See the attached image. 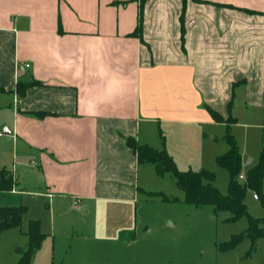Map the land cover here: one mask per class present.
Masks as SVG:
<instances>
[{
    "label": "crops",
    "instance_id": "obj_1",
    "mask_svg": "<svg viewBox=\"0 0 264 264\" xmlns=\"http://www.w3.org/2000/svg\"><path fill=\"white\" fill-rule=\"evenodd\" d=\"M0 88L7 191L37 188L53 233L129 245L158 175L136 144H202L227 129L211 108L235 118L242 163H257L264 0H146L142 20L140 0H0Z\"/></svg>",
    "mask_w": 264,
    "mask_h": 264
},
{
    "label": "rangeland",
    "instance_id": "obj_2",
    "mask_svg": "<svg viewBox=\"0 0 264 264\" xmlns=\"http://www.w3.org/2000/svg\"><path fill=\"white\" fill-rule=\"evenodd\" d=\"M226 130L219 126L212 129L213 132L207 131L202 144L183 151L174 149V154L169 152L180 170H212L215 173L214 183L224 194L228 191L229 172L217 163V155L229 147L224 136ZM148 163L155 168L154 163ZM247 170L248 163H242L241 173L244 176L239 178L242 182ZM154 176L147 180L151 187L147 188V193H163L171 199L155 196L141 201L136 214V241L129 245L116 243V249L95 239L93 231L82 232L75 228L67 236L60 231L53 233L50 210L46 206L48 200L34 194L37 188L28 186L26 189L32 192L22 194L1 190L0 206L24 203L27 211L20 225L1 231L0 264L20 262L30 248L29 221L39 218L42 232L46 235L31 264H264V236H260L254 246L250 237L245 236L231 249L222 250L219 247L221 242L248 226L247 216L235 221L226 220L230 212H216L213 204L197 206L186 202L181 197L184 191L177 185L172 173ZM252 195L253 190L248 189L245 202L249 214L264 217V206ZM126 235L129 233L126 232Z\"/></svg>",
    "mask_w": 264,
    "mask_h": 264
},
{
    "label": "trees",
    "instance_id": "obj_3",
    "mask_svg": "<svg viewBox=\"0 0 264 264\" xmlns=\"http://www.w3.org/2000/svg\"><path fill=\"white\" fill-rule=\"evenodd\" d=\"M146 0H140V20H142ZM26 84L18 85L20 95H23ZM1 90V88H0ZM211 114L216 121H226L227 130L225 139L229 148L222 154L217 155V163L226 168L229 172V182L227 193H222L215 185V173L207 168L199 170H180L172 155L166 148L158 149L147 143L136 144L135 149L139 162H152L159 175L172 173L177 185L184 191V200L188 203L202 206L213 204L215 211H228L229 217L226 220L235 221L243 216L248 217V226L240 233L233 234L230 239L220 243L222 250H228L236 246L245 236L250 237L252 245H256L257 239L264 236V217H254L248 212L245 197L248 189L258 194L261 204L264 206V143L262 145L258 161L247 170L245 181L239 178L244 176L241 173L242 154L238 140L231 131V124L235 122L234 117H224L216 110L211 109ZM15 181L10 169L0 166V190H11ZM149 197L160 196L164 200L171 197L163 193L150 192ZM175 199V198H173ZM27 207L21 205H2L0 206V233L6 228L18 226L22 222ZM27 233L30 237V248L18 264H31L33 255L40 248L46 233L42 232L40 221L31 219L28 224Z\"/></svg>",
    "mask_w": 264,
    "mask_h": 264
},
{
    "label": "built area",
    "instance_id": "obj_4",
    "mask_svg": "<svg viewBox=\"0 0 264 264\" xmlns=\"http://www.w3.org/2000/svg\"><path fill=\"white\" fill-rule=\"evenodd\" d=\"M28 66H29L28 63H26V64H20V65H19V68H20L21 70H23V69H25V68L28 67ZM241 177H243V176H241ZM253 196H254V198H258V194H257L256 192H254Z\"/></svg>",
    "mask_w": 264,
    "mask_h": 264
},
{
    "label": "water",
    "instance_id": "obj_5",
    "mask_svg": "<svg viewBox=\"0 0 264 264\" xmlns=\"http://www.w3.org/2000/svg\"><path fill=\"white\" fill-rule=\"evenodd\" d=\"M6 132H9V131H6Z\"/></svg>",
    "mask_w": 264,
    "mask_h": 264
}]
</instances>
